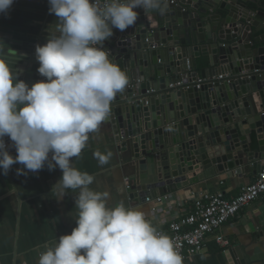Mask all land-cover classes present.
Instances as JSON below:
<instances>
[{"label":"water","instance_id":"obj_1","mask_svg":"<svg viewBox=\"0 0 264 264\" xmlns=\"http://www.w3.org/2000/svg\"><path fill=\"white\" fill-rule=\"evenodd\" d=\"M263 10L264 0H168L163 14L137 8L135 25L98 45L129 79L104 123L130 152L135 194L240 172L245 160L264 168Z\"/></svg>","mask_w":264,"mask_h":264},{"label":"clouds","instance_id":"obj_2","mask_svg":"<svg viewBox=\"0 0 264 264\" xmlns=\"http://www.w3.org/2000/svg\"><path fill=\"white\" fill-rule=\"evenodd\" d=\"M15 0H0L7 14ZM57 22L48 42L37 45L38 72L46 80L31 87L14 79L0 56V169L7 175L14 164L17 174L59 167L61 179L52 192L58 202L66 190L79 189L76 227L61 235L54 247L41 252L38 264H184L173 241L146 219L126 207L107 205V193L92 190L94 176L72 164L86 147L89 134L108 118L111 102L129 84L127 74L98 45L136 24L137 8L145 13L167 11L168 0H48ZM2 51V50H0ZM10 137L16 155L4 137ZM100 165L111 151H95Z\"/></svg>","mask_w":264,"mask_h":264},{"label":"crops","instance_id":"obj_3","mask_svg":"<svg viewBox=\"0 0 264 264\" xmlns=\"http://www.w3.org/2000/svg\"><path fill=\"white\" fill-rule=\"evenodd\" d=\"M49 7L48 0H15L7 14H0V56L9 65L14 79L25 81L29 87L43 78L38 72L36 46L48 42L52 26L57 22L55 14L49 13ZM261 34L263 31L253 36L261 38ZM207 66L202 64L200 69ZM197 75L200 79V70ZM6 146L11 155L17 154L12 141ZM95 151L105 154L111 151L109 162L100 165ZM130 158V152L120 149L110 125L103 122L97 131L89 134L86 147L79 157L73 158L72 164L94 176L89 187L107 193L109 207L123 202L126 207L142 211L154 227L171 222L179 211L178 203L183 199L191 201L194 193L222 190L227 197H234L258 174L245 160L240 172L237 169L217 172L183 188L172 184L170 192L156 189L154 197L169 196L160 204L155 200L146 201L131 189L134 167ZM20 168L23 165L14 164L7 175L0 169V264H38L41 252L54 247L61 235L71 234L77 226L75 198L79 189L66 190L60 202L51 193L62 177V170L57 167L49 171L45 166L36 173L17 174ZM192 173L188 172L186 177ZM262 207L264 195L222 227L221 233L228 239V245L218 243L211 235L204 250L184 264H264Z\"/></svg>","mask_w":264,"mask_h":264},{"label":"built area","instance_id":"obj_4","mask_svg":"<svg viewBox=\"0 0 264 264\" xmlns=\"http://www.w3.org/2000/svg\"><path fill=\"white\" fill-rule=\"evenodd\" d=\"M223 77V75L219 76V78ZM46 79L43 77L41 80ZM204 81L203 78L198 79L196 87L200 88ZM181 85L183 82L172 84L170 87ZM4 140L5 144L11 141L7 136L4 137ZM262 195H264V168L258 172L251 183L243 187L242 191L234 197H227L221 190L194 193L191 201L183 199L178 203L179 211L174 214V219L169 223L163 222L162 225L155 226V228L173 241L185 263L187 259L204 250L205 242L211 235H214L218 243L228 245V239L221 233L222 227ZM168 199V195L146 197V201L155 200L160 204Z\"/></svg>","mask_w":264,"mask_h":264}]
</instances>
